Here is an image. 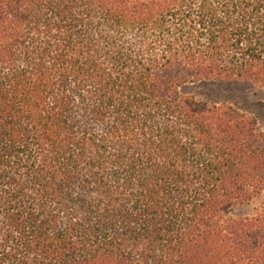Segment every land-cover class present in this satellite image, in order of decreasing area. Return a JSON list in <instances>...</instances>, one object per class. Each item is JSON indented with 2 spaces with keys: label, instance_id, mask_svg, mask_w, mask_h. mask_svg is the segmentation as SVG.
<instances>
[{
  "label": "trees",
  "instance_id": "obj_1",
  "mask_svg": "<svg viewBox=\"0 0 264 264\" xmlns=\"http://www.w3.org/2000/svg\"><path fill=\"white\" fill-rule=\"evenodd\" d=\"M216 80L264 88V0H0V264H264V131L183 92Z\"/></svg>",
  "mask_w": 264,
  "mask_h": 264
},
{
  "label": "rangeland",
  "instance_id": "obj_2",
  "mask_svg": "<svg viewBox=\"0 0 264 264\" xmlns=\"http://www.w3.org/2000/svg\"><path fill=\"white\" fill-rule=\"evenodd\" d=\"M186 94L209 102H227L257 118L259 129L264 131V88L244 80H216L192 84L183 88ZM258 199L248 206L238 208L235 215H250L260 205Z\"/></svg>",
  "mask_w": 264,
  "mask_h": 264
}]
</instances>
